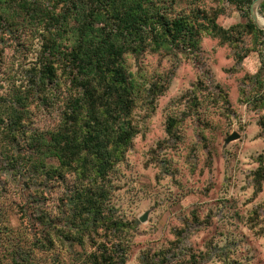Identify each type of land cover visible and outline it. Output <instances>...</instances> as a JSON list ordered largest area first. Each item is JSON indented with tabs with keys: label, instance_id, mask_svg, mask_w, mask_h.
<instances>
[{
	"label": "rangeland",
	"instance_id": "1",
	"mask_svg": "<svg viewBox=\"0 0 264 264\" xmlns=\"http://www.w3.org/2000/svg\"><path fill=\"white\" fill-rule=\"evenodd\" d=\"M19 4L0 3L1 126L21 113L13 135L0 132V264H264V33L246 25L248 2L166 0L171 17L205 28L216 17L228 33L124 55L137 133L104 177L49 150L78 94L66 57L74 22L48 79L51 34Z\"/></svg>",
	"mask_w": 264,
	"mask_h": 264
},
{
	"label": "trees",
	"instance_id": "2",
	"mask_svg": "<svg viewBox=\"0 0 264 264\" xmlns=\"http://www.w3.org/2000/svg\"><path fill=\"white\" fill-rule=\"evenodd\" d=\"M16 1L43 24L44 32L51 34V37L45 35L43 42L49 60L44 77L48 79L55 76L49 57L61 51L62 29L74 22L72 27L78 40L66 57L67 68L76 71L72 84L78 94L68 101L63 120L50 138L49 150L62 166L75 168L82 176H106L137 133L131 119L136 101L134 85L124 67L126 53L140 54L148 48L169 45L195 49L204 29L224 37L228 33L215 24L216 17L211 28L185 16L171 17L166 0H48V4L37 0ZM239 1H247L250 9L253 0ZM60 5L61 11L57 12ZM263 10L264 2L260 5V11ZM7 19L0 12V26ZM246 25L264 33L253 21ZM20 120V111L12 112L7 123L3 127L0 124V132L13 135ZM260 171L264 180L263 166ZM84 203L90 205L88 210L93 213L100 205L97 199Z\"/></svg>",
	"mask_w": 264,
	"mask_h": 264
},
{
	"label": "water",
	"instance_id": "3",
	"mask_svg": "<svg viewBox=\"0 0 264 264\" xmlns=\"http://www.w3.org/2000/svg\"><path fill=\"white\" fill-rule=\"evenodd\" d=\"M264 2V0H253L250 4V14H251V18L253 19L255 25L260 28V29H264V24L260 23L259 19V12L258 9L260 7V5ZM240 137V134L237 132H233L230 136L227 137L226 139V143H229L235 139H238ZM146 220V215L141 217V221H145Z\"/></svg>",
	"mask_w": 264,
	"mask_h": 264
},
{
	"label": "bare ground",
	"instance_id": "4",
	"mask_svg": "<svg viewBox=\"0 0 264 264\" xmlns=\"http://www.w3.org/2000/svg\"><path fill=\"white\" fill-rule=\"evenodd\" d=\"M259 21L260 23L264 24V19L260 18Z\"/></svg>",
	"mask_w": 264,
	"mask_h": 264
}]
</instances>
